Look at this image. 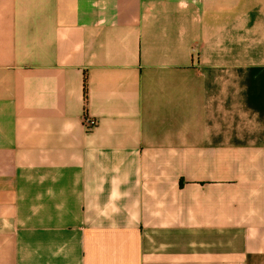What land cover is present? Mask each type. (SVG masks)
Returning a JSON list of instances; mask_svg holds the SVG:
<instances>
[{"label": "crops", "instance_id": "1", "mask_svg": "<svg viewBox=\"0 0 264 264\" xmlns=\"http://www.w3.org/2000/svg\"><path fill=\"white\" fill-rule=\"evenodd\" d=\"M0 264H264V0H0Z\"/></svg>", "mask_w": 264, "mask_h": 264}, {"label": "built area", "instance_id": "2", "mask_svg": "<svg viewBox=\"0 0 264 264\" xmlns=\"http://www.w3.org/2000/svg\"><path fill=\"white\" fill-rule=\"evenodd\" d=\"M84 125L87 128V130H91L96 127L97 121L95 119H92L90 117L85 116L84 117Z\"/></svg>", "mask_w": 264, "mask_h": 264}, {"label": "trees", "instance_id": "3", "mask_svg": "<svg viewBox=\"0 0 264 264\" xmlns=\"http://www.w3.org/2000/svg\"><path fill=\"white\" fill-rule=\"evenodd\" d=\"M85 100L87 101V91L85 89Z\"/></svg>", "mask_w": 264, "mask_h": 264}]
</instances>
